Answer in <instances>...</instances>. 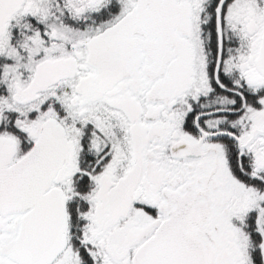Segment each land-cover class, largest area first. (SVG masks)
<instances>
[{"label": "snow or ice", "instance_id": "snow-or-ice-1", "mask_svg": "<svg viewBox=\"0 0 264 264\" xmlns=\"http://www.w3.org/2000/svg\"><path fill=\"white\" fill-rule=\"evenodd\" d=\"M0 264H264V0H0Z\"/></svg>", "mask_w": 264, "mask_h": 264}]
</instances>
